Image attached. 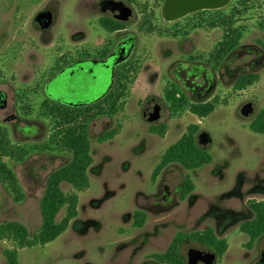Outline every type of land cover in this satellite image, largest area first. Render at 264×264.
Instances as JSON below:
<instances>
[{
    "label": "rangeland",
    "instance_id": "obj_1",
    "mask_svg": "<svg viewBox=\"0 0 264 264\" xmlns=\"http://www.w3.org/2000/svg\"><path fill=\"white\" fill-rule=\"evenodd\" d=\"M102 0H0V134H7L10 147L21 159L0 158L15 174L23 195L20 202L0 183V221H17L30 235L42 226L40 201L49 175L68 164L71 154L60 148V131L44 105L52 103L91 105L114 86L115 61L109 67L96 63L115 43L118 34H108L99 24L104 17ZM127 34L137 47L128 66L119 74L122 98L114 114L95 116L87 124L93 164L88 170L90 188L79 193L78 217L55 242L45 247L19 251V264H161L153 257L166 252L175 236L212 227L229 248L216 264H258L264 252V236L252 249L240 226L254 218L249 201L264 200V134L250 125L264 110V63L254 69L260 81L236 91L226 70L212 95L194 101L175 81V63H209L224 27L227 9L213 11L209 19H164L165 0H134ZM244 0H232L236 6ZM248 7L239 24L242 45L264 48V0H245ZM240 2V3H239ZM53 14L48 30L35 26L40 13ZM145 16L152 18L155 32L139 29ZM194 37L198 54L187 55L179 46ZM203 49L206 52L201 53ZM215 55V54H214ZM256 57H240L248 63ZM215 69L219 64L214 60ZM235 64L228 68L234 69ZM230 71V70H229ZM245 73L252 72L247 66ZM152 99L161 106L157 120L145 116ZM218 99L215 112L206 119L192 115L190 106ZM252 103L255 114L244 118L241 109ZM38 124L41 131L25 127ZM166 126L164 138L150 133L151 126ZM212 140L207 150L210 165L187 171L172 164L152 181L155 168L169 147L188 128ZM119 129L111 141L100 143L105 132ZM199 144V143H198ZM194 191L181 200L186 177ZM62 191H75L68 184ZM65 209L57 222L65 216ZM146 215L135 227V213ZM13 248L0 242V264H7L4 251ZM192 249H205L191 241L181 247L187 261Z\"/></svg>",
    "mask_w": 264,
    "mask_h": 264
},
{
    "label": "trees",
    "instance_id": "obj_2",
    "mask_svg": "<svg viewBox=\"0 0 264 264\" xmlns=\"http://www.w3.org/2000/svg\"><path fill=\"white\" fill-rule=\"evenodd\" d=\"M100 23L109 33L125 28L123 23L109 18L102 19ZM139 29L146 34L154 33L155 27L152 18L145 16L139 23ZM214 56L212 61L215 60L218 64L224 58L222 54H215ZM126 66L128 63L120 65L116 69L113 89L105 97L91 105L71 106L58 103L44 105L46 114L54 119L60 129L55 136V142L60 148L71 154V160L68 164L53 171L48 177L47 186L40 201L42 226L39 232L31 236L28 229L20 222L0 221V242L7 241L13 244L12 249L4 251L7 264H19L20 250L45 247L55 242L68 230L71 222L78 217V194L90 188L88 170L93 164L90 136L87 128L82 125L87 124L95 116L116 113L122 98L121 90H123V86L120 85L119 74ZM259 81L260 76L257 73L245 74L235 83L234 89L242 91ZM217 105L218 99L205 103H194L190 106V112L199 119H206L215 112ZM250 130L255 134H264V110L260 111L257 118L252 122ZM199 131L200 128L197 125L189 127L188 132L176 144L168 148L153 172L152 181H155L161 172L172 164H178L187 171H193L213 162L210 153L202 150L197 142ZM150 133L164 138L166 126H151ZM118 134L119 129H113L102 134L98 141L100 143L111 141ZM0 158H22L20 153H15L10 147L7 134L4 131L0 134ZM0 183L12 195L19 196L15 197L17 202L23 199L15 174L1 160ZM63 184H68L75 192L69 195L65 194L62 191ZM194 189L195 185L192 179L189 176L186 177L180 196L181 200H185ZM248 207L253 212L254 218L244 222L240 226V231L249 237L247 248L252 249L256 241L264 236V200L249 201ZM64 209L66 210L65 216L57 222V216ZM145 220L146 215L144 213H135V227H142ZM187 241L210 249L220 259L223 258L229 248L227 240L220 239L215 230L208 227L205 230L190 234L178 233L166 252L155 255L153 258L161 264H187L181 251L182 244Z\"/></svg>",
    "mask_w": 264,
    "mask_h": 264
},
{
    "label": "flooded vegetation",
    "instance_id": "obj_3",
    "mask_svg": "<svg viewBox=\"0 0 264 264\" xmlns=\"http://www.w3.org/2000/svg\"><path fill=\"white\" fill-rule=\"evenodd\" d=\"M115 3H122L128 9L130 5L134 4L133 0H102L99 4V9L104 15L99 20V24L103 30H105L100 21L104 18H109L114 21L123 23L125 28L108 34H118V37L113 44V46L106 51L105 55L102 57H93L89 59L95 60L96 63H101L106 66L109 65V62L114 57H117V63L115 65L116 69L123 64L129 63L131 57L134 55L137 47L136 39L133 36H129L127 32V20L133 16V11L130 16L122 17L120 19H115L109 16V14H116L121 9L117 10V6H114ZM232 0H229L222 6L210 7V6H200L194 8L190 11H187L181 17L171 20L178 21L181 19H209V14L213 11H219L227 9V15L222 19V26L224 27V32L222 34L221 41L216 45V51L210 53L211 56L214 54H222L224 58L219 63V67L215 69V66L212 65V60L208 63L197 62V61H179L174 64L175 69V81L182 88L184 93L189 96L194 101H204L208 99L219 82H223L225 76L223 75V70H226V74L229 78V81H234L235 83L245 74H252L256 67H259L264 63V48H259L258 46H250L246 48L242 45L241 40V30L239 24L240 20L243 19V15L248 9L247 4L244 0L242 3L236 6H231ZM130 10V9H129ZM163 13V9H162ZM164 17V16H163ZM164 19H166L164 17ZM167 20V19H166ZM169 21V20H168ZM197 42L194 40V37H186L179 42V46L182 50L185 51L187 55L198 54L199 49L196 48ZM206 52V49L201 51V53ZM256 57L252 61H240V57ZM234 69H229L228 67L231 64H235ZM247 66L252 72L245 73L244 69ZM230 70V71H229ZM115 84V82H114ZM114 87V86H113ZM107 95V94H106ZM105 95V96H106ZM104 96V97H105ZM102 99V98H101ZM152 104H155L156 100L152 99ZM1 103V102H0ZM25 127H33L36 132L41 131V126L38 124L27 123Z\"/></svg>",
    "mask_w": 264,
    "mask_h": 264
},
{
    "label": "water",
    "instance_id": "obj_4",
    "mask_svg": "<svg viewBox=\"0 0 264 264\" xmlns=\"http://www.w3.org/2000/svg\"><path fill=\"white\" fill-rule=\"evenodd\" d=\"M229 0H165L163 6V16L171 21L175 20L187 11H190L194 8L200 6H210L218 7L227 3ZM114 6H117V10L121 9L116 14H109L110 17L115 19H120L122 17H127L132 14V11L129 10L122 3H115ZM53 14L50 12L40 13L35 19V26L40 30H48L53 23ZM114 57L113 59L116 60ZM117 60L115 61V65ZM114 65V67H115ZM106 67L109 65L106 64ZM161 106L157 103L149 105L145 109V116L151 117L154 120L159 119L160 117ZM255 114V107L252 103L244 105L241 109V115L244 118H251ZM198 143L201 146L202 150H208L211 146L212 140L208 134H201L198 137ZM217 256L210 249H192L188 253L187 264H216ZM258 264H264V252L261 255L260 261Z\"/></svg>",
    "mask_w": 264,
    "mask_h": 264
}]
</instances>
